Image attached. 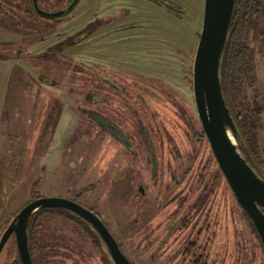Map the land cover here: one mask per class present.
<instances>
[{
  "label": "rangeland",
  "instance_id": "374dc122",
  "mask_svg": "<svg viewBox=\"0 0 264 264\" xmlns=\"http://www.w3.org/2000/svg\"><path fill=\"white\" fill-rule=\"evenodd\" d=\"M28 1L0 0V9L29 8ZM40 1L45 12L66 4ZM158 2L81 0L51 18L55 32L46 40L22 34L33 28L28 21L19 33L0 25V236L37 192L92 209L134 264H264L197 112L193 70L205 0H164L181 8L178 16ZM95 11L108 23L93 36L43 55L84 31ZM250 44L256 79L243 96L264 108V41L256 35ZM41 221L43 241L65 240L47 264H107L80 229L55 216Z\"/></svg>",
  "mask_w": 264,
  "mask_h": 264
},
{
  "label": "water",
  "instance_id": "95a60500",
  "mask_svg": "<svg viewBox=\"0 0 264 264\" xmlns=\"http://www.w3.org/2000/svg\"><path fill=\"white\" fill-rule=\"evenodd\" d=\"M234 7L235 0H205L193 70L194 96L200 122L216 161L237 201L253 222L264 247V178L251 167L239 148L241 138L222 88L221 67ZM38 11L48 18L63 14ZM98 121L115 130L108 122ZM118 136L122 137L120 132ZM55 208L67 210L87 222L99 236L114 264H134L100 216L78 202L58 197L39 198L26 205L4 232L0 254L14 238L22 264H33L29 248V220L39 210Z\"/></svg>",
  "mask_w": 264,
  "mask_h": 264
},
{
  "label": "trees",
  "instance_id": "16d2710c",
  "mask_svg": "<svg viewBox=\"0 0 264 264\" xmlns=\"http://www.w3.org/2000/svg\"><path fill=\"white\" fill-rule=\"evenodd\" d=\"M61 1L66 2V4L53 5V9L55 10L52 13L55 12L64 13L62 14V16H60V18H57L56 20L61 19L65 17V15H69L70 13H72L76 9V7L80 4L81 0H61ZM156 1L157 2L159 1L157 5L160 8L161 7L164 8L166 11H168L173 15L178 16V14L182 12L179 6H174L173 4H166L164 0H156ZM28 2H29V8L15 7L13 9L15 13L9 12L4 9H0V11L2 10V13L4 14L3 16L6 17L5 22L0 20V25L8 31L11 30L19 33L21 32L22 24L31 22L30 24H32L33 28L31 29L27 28L26 32H23L22 34L27 35V37H30V39L36 36V39H38V41L42 38L43 40H46L48 36H51L53 32H55V30H53L54 20H51V18L49 19L48 17L46 18L45 16L39 13L38 9L41 8L40 0H37L36 5L33 2V0H29ZM6 5H10L11 7L13 6V4L10 3L9 1H7ZM96 12L97 11L94 12L93 18H97V19L88 23L84 31L80 30L78 33L80 36L77 37L78 34H76L72 36L73 38L71 40H69L70 39L69 38L67 40L60 41L54 47L48 46L47 50L45 51L46 54L43 53V55L52 56L53 54L61 50H64L65 47L74 46L76 45V43H78L79 37H85L86 34H88V36L89 35L93 36V34H95L96 31L99 30L100 25H104L108 23V21L103 23L102 18L99 17L100 16L99 12L98 13ZM33 13L35 17H33L32 19ZM107 15L108 13L105 16ZM7 17H11V19H8ZM36 17L40 19L37 20ZM36 21L44 22V24H47L49 26H44L43 29L38 23H36ZM7 22L9 23L10 26L7 24ZM256 35L260 37V40L264 41L263 1L235 0L233 18L229 30L228 40H227L226 49L222 61V67H221L222 88L226 100V105L229 108L230 114L234 120L235 126L241 138V142H239V148L244 154L246 160L251 165V167L260 174V172H262L264 168V150L261 149L259 145L258 135H259V129L262 128V124L264 123V108L262 107V105L260 106L257 101H255V103L246 102L245 97L243 96L244 95L243 87L245 83L252 85L256 79L255 50L250 44V40L255 38ZM24 49L25 48L20 47L18 51H22ZM99 50H101V48H99ZM94 54L97 55V53ZM70 69L73 71V73L83 71V67L74 68L71 65H70ZM54 81L55 80L53 81L51 80V84H55ZM88 92H91V90L87 91V93ZM254 100L256 99L254 98ZM102 125L103 124L101 123L100 126ZM102 127L107 128L105 125H103ZM39 198L41 197L37 195L36 192L34 198L31 201H29L27 205L30 202ZM71 200L78 202L75 199H71ZM47 216L48 217L55 216L57 218H61L62 220L73 225L74 227L80 229L88 237V239H91L93 242H95V245L98 244L101 250L105 252L103 254L105 255V260L107 264H114L104 244L102 243L96 232L92 229V227L77 215L67 210L58 209V208L39 210L36 213H34L29 220V224H28L29 248H30V255L33 264H47V259H48L47 255H50L51 251L56 254L57 253L56 249L59 246H62L63 242H65L63 238L64 236H60V235L51 236L50 240H46L47 242L43 241V239L38 236V232L40 231L42 225L41 219H44ZM13 218L14 217H12L11 220L8 222V225ZM249 220L251 221L250 218ZM251 223L254 226L252 221ZM8 225L4 229L3 234L8 228ZM3 234L0 236L1 238ZM257 236L260 242L262 243L258 232H257ZM7 245L8 248L6 251H8V255L5 257L6 259L2 258V264H22L17 250L15 239L14 238L11 239L5 246ZM120 248L122 249L121 245ZM3 255L4 252H1L0 259L1 257H3Z\"/></svg>",
  "mask_w": 264,
  "mask_h": 264
},
{
  "label": "flooded vegetation",
  "instance_id": "af4514ba",
  "mask_svg": "<svg viewBox=\"0 0 264 264\" xmlns=\"http://www.w3.org/2000/svg\"><path fill=\"white\" fill-rule=\"evenodd\" d=\"M37 1V0H36ZM33 2L35 3V1L33 0ZM36 5V4H35Z\"/></svg>",
  "mask_w": 264,
  "mask_h": 264
}]
</instances>
